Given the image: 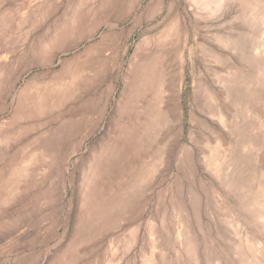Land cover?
Returning a JSON list of instances; mask_svg holds the SVG:
<instances>
[{"label":"rangeland","instance_id":"obj_1","mask_svg":"<svg viewBox=\"0 0 264 264\" xmlns=\"http://www.w3.org/2000/svg\"><path fill=\"white\" fill-rule=\"evenodd\" d=\"M107 1L0 0V148L19 137L29 176L0 206V264H264V116L245 96L264 0H138L107 70L71 81L92 44L68 48L79 18ZM152 101L166 118L150 143Z\"/></svg>","mask_w":264,"mask_h":264},{"label":"bare ground","instance_id":"obj_2","mask_svg":"<svg viewBox=\"0 0 264 264\" xmlns=\"http://www.w3.org/2000/svg\"><path fill=\"white\" fill-rule=\"evenodd\" d=\"M137 1L138 0H111L110 2L107 1L106 3H101V5L98 6V8L88 10L83 15V17L79 18L78 26L80 28L86 27L87 30L82 36L78 37V39L74 43H72L71 46L68 48L77 49L78 46L85 41L88 42L90 41L92 42V44L86 52H84L81 56H79L76 60H74V62H72L70 66L67 67L65 74L67 73V76L71 81L74 80L77 82L83 81L89 78L91 75H95L97 73H101L102 71L107 70L109 61L112 58V56L115 55V52L117 51L118 48L117 41L119 38V34L117 33L116 30L125 20L127 15L130 14L129 12L133 7L132 5ZM218 2L219 1H217L216 3L218 4ZM207 6L206 4L204 5L205 8ZM116 13L117 15L114 16ZM102 30L103 33L100 36V39L93 43L92 40L97 35H99ZM48 45H44L41 48V51L46 50L48 48ZM255 62H257V68L259 70L257 86L255 87L253 86V88L251 87V89L249 90V87L245 85L247 88L245 96H248L250 106L254 107V109L255 106H259L258 110L260 112L262 111L264 116V47L260 50L259 53L256 54ZM135 72H136V78H140L142 84L141 90L143 91L144 88L149 86L150 80H152L153 82L158 78V77L154 78L155 74H153L154 73L153 64H151L150 66V60L144 63H140V65L137 66ZM135 83L136 80L135 77H133V80L129 85L130 96H132L135 93L136 90ZM157 88H159V86ZM154 92L156 94V98H158L161 94L160 89L155 90ZM18 106L19 107H17L18 108L17 111L20 112L18 114H21L23 111V105H18ZM130 106L131 104L128 100V102L126 103V113L132 112ZM148 107L153 109L150 110L144 109L142 114H144L145 112L150 113L152 115V117L150 118L151 122L150 124H144L142 126V132L148 136L149 142L153 143L156 137L152 136V134H156V130H158L159 127L158 125H160L161 123L160 119L165 120L166 117L164 116V112H162L160 109V102L152 101L151 103H148L147 108ZM25 118L23 117L22 120H25ZM71 138H74V136ZM18 139L19 137L13 139L12 140L13 145H11L10 147L4 145L3 147L0 148V206L1 207L5 206L6 204H10L11 202H16L19 200L23 202L24 200L23 196H25L28 189L27 186H24L22 188L19 187V183L24 179H28L29 176H27L25 173L23 174V171L25 172V169L24 170L21 169L22 164H24L26 160L24 157L25 152L24 150H22L23 148L19 147L22 144V142L21 140ZM72 146L73 145H71V149ZM94 147L93 149H95ZM60 149L61 148H59V144H58L57 147L55 146L54 151L53 150L50 151L49 153L50 155H46L43 153L44 148L41 147L39 150L40 152L39 155L36 156V153L31 155V163L35 167L44 165L45 162L48 161V158H50L49 156L51 155L53 156L54 154H60L62 152V150ZM88 159L89 158H87V160ZM50 161L51 163H54L55 158L51 159ZM81 163L83 164L84 161ZM7 166H9V169L7 168ZM140 175L141 174L136 175V178L140 179L141 178ZM131 191H134L132 192V195L137 194V192H135L134 189ZM38 194L41 193L38 192ZM16 196L17 197L20 196V197L16 200ZM111 207L114 208V206ZM94 209H96V206L93 204L88 205L85 203V205L84 204L82 205V210L84 211L85 214H88V212H91ZM0 227L4 228L5 223L0 222Z\"/></svg>","mask_w":264,"mask_h":264}]
</instances>
